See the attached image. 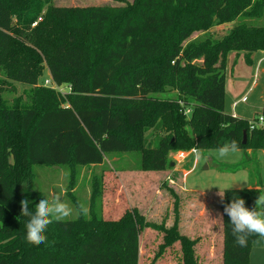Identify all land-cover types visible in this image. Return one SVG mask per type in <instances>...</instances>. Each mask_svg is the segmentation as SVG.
I'll return each instance as SVG.
<instances>
[{"label":"trees","instance_id":"1","mask_svg":"<svg viewBox=\"0 0 264 264\" xmlns=\"http://www.w3.org/2000/svg\"><path fill=\"white\" fill-rule=\"evenodd\" d=\"M44 3L0 0V67L8 64L14 44L26 50L18 67L3 71L9 82L31 87L28 102L20 97L9 105L0 95V264H140L147 228L163 234L151 264L176 244L183 264L205 258L206 264H249L257 237L245 248L236 245L224 206L235 197L254 206L264 193V165L262 185L225 191L215 261L212 245L199 258V238L188 237V230L183 234L177 218L170 228L150 224L138 208L117 221L93 211L88 218L54 221L48 242L31 245L20 201L28 199L34 211L40 200L17 186L32 180L36 166H99L108 155L138 150V171L153 175L144 176L149 190L170 169V152L207 151L232 140L247 159L221 171L252 173L255 161L248 151L264 152V127L251 130L250 120L225 112V71L230 53H244L251 64L250 55L264 50V24L246 21L264 19V0H133L122 7L53 10L51 21L49 12L42 14ZM233 22L221 39L211 37V28ZM195 34L201 36L191 39ZM44 65L52 84L66 86V92L39 85ZM169 89L177 91V100L156 97ZM99 183L92 184L91 208ZM140 184L135 182L137 190Z\"/></svg>","mask_w":264,"mask_h":264},{"label":"rangeland","instance_id":"2","mask_svg":"<svg viewBox=\"0 0 264 264\" xmlns=\"http://www.w3.org/2000/svg\"><path fill=\"white\" fill-rule=\"evenodd\" d=\"M124 1L132 2L133 0H45L43 15L45 12H49V20L51 21V13L53 10L59 12L62 10L76 9V8H91L98 6H112L122 7ZM41 15L36 22L42 21ZM53 18L60 22L59 18L53 16ZM18 19L13 17V24L18 26ZM250 25L252 23L257 25L264 24V19H249L246 20ZM237 22V21H236ZM236 22L225 24L221 27H215L210 29V35L212 38L221 39L222 36L228 34L229 30L236 25ZM37 23H34L33 27ZM201 34H195L191 39H194ZM23 40V39H22ZM30 48V44H25ZM261 53L255 56L254 64L239 68V75L242 76L238 82L241 83L242 91L236 92L238 95L233 98V95L227 94L225 98V112L248 119L252 121L254 118L261 116L264 109V61L260 65V70L257 72L258 60L264 58V50L259 51ZM27 51L20 49L14 44L11 52V58L8 64H2L0 67V95L6 100L9 105L13 101L22 97L26 102L30 96L29 90L31 87L21 83H11L4 75L3 68L5 66L8 69L13 70L18 67L26 58ZM45 66V65H44ZM244 68V69H243ZM257 73V79L255 75ZM226 80L232 79V73L230 71V61L227 60V68L225 71ZM45 81H50V74L47 67H44L42 77L40 78L39 85H44ZM255 83V89L247 92ZM51 86L60 92L67 91L66 86L57 87L53 84ZM160 99H172L177 100L179 95L177 91L169 89L166 93L156 95ZM246 97L244 103L238 105L237 108H233V102ZM204 157L207 159H199L193 153L192 150L170 152L168 162L170 163V175L171 178H159L154 186L144 189V195L136 189V185L130 183L131 179L138 172L142 174L137 182L141 184L145 182L146 176H153L149 173L139 172L138 167L141 164V152L138 150L126 153H115L106 156L104 163L99 166L91 167H40L33 168V177L30 182L21 183L17 186V190L20 193H24L35 200H41L44 197L51 198L52 195L62 193V199L69 203L73 207V214L65 220L76 219L79 215L76 211L77 202H84L89 208L90 212L93 211L98 217H101L105 221H117L128 210L138 208L140 214L144 215L146 221L150 224H159L170 228L173 226L175 218L181 219L180 214L181 204H186V198L183 194L181 198L178 192V187L171 184L173 180L176 185L184 184V189L191 193V198H201V202L198 206L203 207L201 210H210L215 215L214 226L211 227L210 232L197 231L195 228L192 230V237L199 238V258L204 256L203 252L211 246V260L215 261L219 259V247L221 245L220 234H218L220 227L218 225L219 205L222 201L219 196L220 191L226 189H247L256 185L263 184V165H264V152L262 150L248 151L250 158L255 161L252 166V173L249 170H242L238 172H222V166H235L244 159H247L246 153L240 151L239 153L229 156L224 159H219L215 155V149L202 151ZM248 155V156H249ZM173 164V165H172ZM135 175V177H136ZM145 176V177H144ZM138 178V177H136ZM94 180H98L100 183V195L97 198L98 202L94 203V208L90 206V198L92 193V184ZM121 184V185H120ZM114 187L117 189L114 191ZM261 187V186H260ZM120 191L118 192L117 190ZM159 189V191H158ZM173 189V192L169 191ZM189 193V194H190ZM122 194V196H120ZM210 195V200L205 198ZM117 196H120L117 197ZM185 202V203H184ZM158 207L156 213L155 205ZM138 206V207H137ZM150 206H152L150 208ZM150 208V210H149ZM133 211V210H132ZM177 211V212H176ZM179 211V212H178ZM185 213L184 216H191L193 213ZM190 214V215H189ZM171 222L168 225V222ZM188 230L187 227H185ZM185 229H182V233L186 234ZM200 235V237H199ZM142 241H146L147 248L143 247L141 253L140 264H151L155 254L158 251V246L162 242L163 234L153 228H147L142 232ZM198 244V245H199ZM179 244L174 245L166 250L164 255L156 262V264H183L180 256ZM178 248V249H177ZM201 264H206L207 258L200 259ZM200 264V263H199ZM221 264V263H220ZM249 264H264V241L259 245L253 244L250 254Z\"/></svg>","mask_w":264,"mask_h":264},{"label":"clouds","instance_id":"3","mask_svg":"<svg viewBox=\"0 0 264 264\" xmlns=\"http://www.w3.org/2000/svg\"><path fill=\"white\" fill-rule=\"evenodd\" d=\"M240 151L239 143L236 140H232L216 148L215 155L219 159H224ZM192 153L199 159H207L198 147H194ZM225 191L219 192L221 199H223ZM29 205L30 201L28 199L20 201L21 216L28 217L25 224V240L27 243L36 246L48 242L46 231L49 225L54 221L65 220L74 211L73 207L62 199V193L54 194L51 198H42L35 205L34 211ZM76 211L78 215L82 216H88L89 214L87 204L80 201L77 202ZM224 213L229 217L236 245L241 248L247 247L249 238L253 236L257 237L253 241L257 245L264 241V193L258 194L251 209L245 206L243 198L235 197L229 204L224 206Z\"/></svg>","mask_w":264,"mask_h":264},{"label":"crops","instance_id":"4","mask_svg":"<svg viewBox=\"0 0 264 264\" xmlns=\"http://www.w3.org/2000/svg\"><path fill=\"white\" fill-rule=\"evenodd\" d=\"M230 24V23H229ZM225 25V24H224ZM221 26H223V25H221ZM221 26H218V27H221ZM259 53H261V52H256V53H252L251 55H250V59H251V64H248L247 62H246V55L244 54V53H235V52H233V53H230L229 55H228V57H227V60L228 61H230V71H231V73H232V79H230V80H226V78H225V81H226V95L227 94H230V95H233L232 97L233 98H236L238 95H236V92L239 90L240 92L242 91V86H241V83L240 82H238L237 80H239L240 78H242V76L241 75H239V68L240 67H245V66H251V65H253L254 64V61H255V56L257 55V54H259ZM263 59V58H262ZM262 59H259L258 60V63H259V61H261ZM227 68V67H226ZM244 69V68H243ZM255 83H254V85L247 91V92H250V91H252V90H254L255 89ZM226 95H225V98H226ZM245 99H246V97H242L241 99H239V100H237V101H235V102H233V104H232V107L233 108H237L238 107V105L239 104H241V103H244V102H246L245 101ZM235 103H237V105L236 106H234V104ZM235 116V115H234ZM238 117V116H237ZM240 118H242V117H240ZM245 119V118H244ZM137 173V175H136V177H138V178H136L135 177V175H134V177L132 178V180L131 181H134V185H135V182L136 181H138V180H140L141 182H142V179H139V176H142V174H140V173H138V172H136ZM169 173H171L170 172V170H168L167 172H166V174H165V176H163V177H160V178H165V177H167V175L169 174ZM168 179L169 178H171V177H167ZM166 178V179H167ZM171 184L173 185H175V186H177L178 187V192H181L180 194H179V197L181 198V195L183 194L185 197H187L186 198V204H181V206H180V214H182V217H181V219L179 220V228H180V230H182V229H185V227H187L188 228V237H192V230H193V228H195V229H197V230H199V231H205V230H208L209 232H210V230H211V227H212V225H213V218H214V216H213V212H211L210 210H201L203 207H201V206H198V203H200L202 200H201V198H198V197H193V198H191L192 196H191V193L190 192H188V191H186L185 189H184V184H183V180H182V184H180V185H176V183L172 180L171 181ZM136 187V186H135ZM137 187H138V190L141 192V193H144L143 191H144V189L145 188H147V186H146V184H144V183H142V184H140V185H137ZM117 188L116 187H114V191L116 190ZM137 189V188H136ZM158 191H159V189H158ZM160 192V191H159ZM190 193V194H189ZM117 197H119L120 198V196H117ZM209 200V199H208ZM209 202H211V200H209ZM185 203V202H184ZM138 207V206H137ZM152 206H150V208H151ZM158 205H157V203H156V205H155V210H156V213L158 212ZM150 208H149V210H150ZM189 210H191L190 212H192L193 214L191 215V216H188L187 217V214H186V216H184V214L185 213H189L188 211ZM190 215V214H189ZM171 224V222L169 221L168 222V225H170ZM186 230V229H185ZM146 245H147V243L145 242V245H144V248H146ZM210 250H209V252H208V256H210ZM222 261H220V263H221ZM208 264V263H207Z\"/></svg>","mask_w":264,"mask_h":264},{"label":"built area","instance_id":"5","mask_svg":"<svg viewBox=\"0 0 264 264\" xmlns=\"http://www.w3.org/2000/svg\"><path fill=\"white\" fill-rule=\"evenodd\" d=\"M264 61V58L259 61L258 63V66L256 68V71L258 72L261 68H260V65L263 63ZM255 79H257V73L255 75ZM45 86H50L51 85V82L50 81H45ZM237 103L234 104V106H236ZM185 114L186 115H189L190 114V110H185ZM249 126H250V129L253 130V129H257V128H263L264 127V116H259L256 120H252L250 121L249 123Z\"/></svg>","mask_w":264,"mask_h":264},{"label":"water","instance_id":"6","mask_svg":"<svg viewBox=\"0 0 264 264\" xmlns=\"http://www.w3.org/2000/svg\"><path fill=\"white\" fill-rule=\"evenodd\" d=\"M245 142H246V138H245V134H244V140H243V143L245 144ZM173 165V164H172Z\"/></svg>","mask_w":264,"mask_h":264}]
</instances>
